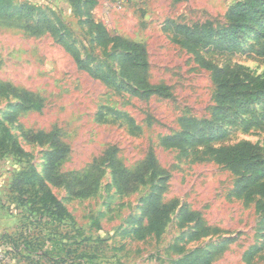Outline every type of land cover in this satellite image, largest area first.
<instances>
[{
    "label": "rangeland",
    "instance_id": "rangeland-1",
    "mask_svg": "<svg viewBox=\"0 0 264 264\" xmlns=\"http://www.w3.org/2000/svg\"><path fill=\"white\" fill-rule=\"evenodd\" d=\"M7 1L14 16L0 17V264H180L198 251L189 264H264V92L245 109L227 104L217 119L222 92L264 83V19L232 40L192 36L233 27L229 11L249 0ZM126 43L145 49L141 76L159 93L146 96L122 74ZM192 119V134L208 123L196 141L163 144ZM5 129L26 155L11 151ZM37 134L66 145L52 174L64 185L46 174L51 141H28ZM215 149H243L249 160L233 167ZM150 156L157 178L152 168L124 193L116 166L137 173ZM32 168L45 190L34 179L18 193L14 180ZM68 182L93 193L73 196ZM46 191L68 216L33 206ZM151 195L170 205L159 233L145 231Z\"/></svg>",
    "mask_w": 264,
    "mask_h": 264
},
{
    "label": "trees",
    "instance_id": "trees-1",
    "mask_svg": "<svg viewBox=\"0 0 264 264\" xmlns=\"http://www.w3.org/2000/svg\"><path fill=\"white\" fill-rule=\"evenodd\" d=\"M79 1V0H78ZM121 1H132V0H121ZM175 2H180L183 0H173ZM11 10V3L7 0H0V17L1 15H4L5 17H9L12 14H7L8 11ZM14 14V13H13ZM14 16V15H12ZM10 16V17H12ZM9 17V18H10ZM228 19L231 22L232 25H234L231 28H228L222 32L214 33V32H194L192 36L194 37H203V38H210L215 36H219L220 38H227L232 40V38L236 37L238 32L239 33H245L249 30H252V28H258L261 25V22L264 19V0H249L245 3L238 4L237 6L233 7L228 14ZM126 48L128 50V54L121 58L122 63V74L124 76H132V80L135 81L139 86V88L146 90V96H151L154 94L159 93V90H162L160 88L159 90L152 88L148 82L142 78L141 74L145 72V70L148 67V60H147V53L145 49L134 43H126ZM259 55L264 59V38L260 44L259 47ZM84 64V67L86 68V64ZM99 75V73H97ZM112 82V81H111ZM113 83V82H112ZM253 83L247 84L244 86V84H240L236 82L234 86H231V91L237 92L238 96H230L226 95L225 93H221L218 99V103L220 107L217 108V119H220L223 114L225 113V106L228 104L229 109L235 110V109H245L247 108L250 103L254 102V100L257 99L256 92H264V83ZM230 87V81H226L221 84V90H227ZM240 90V91H238ZM14 91V90H13ZM232 99V101L230 100ZM235 99V101L233 100ZM231 101V102H230ZM183 131L181 134L175 135V136H169L166 137L163 141V144L168 147H179L182 148L184 146V142L186 144H190L194 141H196V136L200 135L202 133H205V128L208 125V123H202L204 125V129H195L194 134L190 132V130L198 125V122L194 119L192 120H181ZM0 125H1V119H0ZM6 131V140L10 142L9 147L11 151L17 155L24 156L26 155L25 150L21 146V144L13 138V136L10 134L8 129H5ZM49 142L51 141V145L56 149L53 153L49 155L48 158V165L46 169V174L49 179H51V182L54 183L56 186H62L66 182L63 180L64 176L56 178L53 177V173L56 170V164L63 160V158L66 155V145H64L62 142H60L57 138V135L49 134V135H43V134H37L28 137L29 142ZM1 150V146H0ZM213 153L215 154L216 158L221 161L222 163L230 164L231 166H237L241 163H244L248 161L249 153L245 150H235V149H215L213 150ZM114 154H111V160L112 165L116 164ZM155 160L152 156L144 163L143 169H139L137 173H129L126 170L121 169V166H116V173L115 178L117 180L118 186L121 190L124 191V193H130L134 190L135 184H137L138 181L142 180L149 172L150 169H155L152 174L151 178L154 180L157 178L158 175V169L155 165ZM248 169L252 170L254 168L248 167ZM143 171V172H140ZM52 175V176H51ZM37 179L40 181V185L42 186V190H45L44 186L46 187L43 180L40 179V176L37 174L34 168H32L31 172L22 174L18 178L14 180L13 188L20 194H27L28 190H25L24 186L31 184V182ZM88 179V178H87ZM76 184L80 187L86 183V181H75ZM96 182V180H95ZM68 188H72V194L73 196H80V197H86L91 195L92 188L87 186V188L80 190L77 192L76 187L72 186V183L68 182ZM44 205V208L47 211L53 210V215H57L58 218H62L65 216H68V213L65 209V207L62 205V203L55 197V195L52 194L51 191H46L43 195H40L37 193L35 195V200H33V206H37L38 204ZM169 206H161L158 198L154 197L153 195L150 196V199L148 201L146 211H149L153 214L151 223L148 228L145 229V231H153L156 233L158 232V229L163 225L164 218L167 217L166 212L168 211ZM186 218L188 215L185 214ZM70 217V216H69ZM164 219V220H163ZM139 233V232H138ZM49 254L48 252H44L41 257H47ZM196 255H201V252L198 251L196 253H192L183 259L180 264H189ZM202 264H207V262H204Z\"/></svg>",
    "mask_w": 264,
    "mask_h": 264
}]
</instances>
